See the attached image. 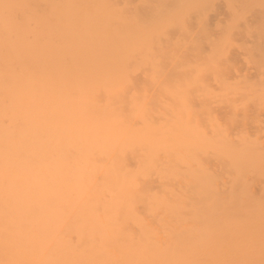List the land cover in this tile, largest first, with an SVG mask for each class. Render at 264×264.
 Returning a JSON list of instances; mask_svg holds the SVG:
<instances>
[{
  "label": "bare ground",
  "instance_id": "6f19581e",
  "mask_svg": "<svg viewBox=\"0 0 264 264\" xmlns=\"http://www.w3.org/2000/svg\"><path fill=\"white\" fill-rule=\"evenodd\" d=\"M0 264H264V0H0Z\"/></svg>",
  "mask_w": 264,
  "mask_h": 264
},
{
  "label": "rangeland",
  "instance_id": "374dc122",
  "mask_svg": "<svg viewBox=\"0 0 264 264\" xmlns=\"http://www.w3.org/2000/svg\"><path fill=\"white\" fill-rule=\"evenodd\" d=\"M193 24L192 23H189L188 24V27L192 28Z\"/></svg>",
  "mask_w": 264,
  "mask_h": 264
}]
</instances>
